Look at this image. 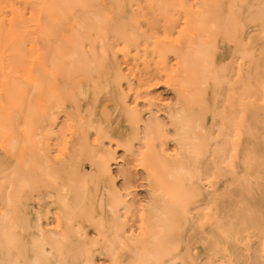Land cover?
<instances>
[{"label": "bare ground", "instance_id": "1", "mask_svg": "<svg viewBox=\"0 0 264 264\" xmlns=\"http://www.w3.org/2000/svg\"><path fill=\"white\" fill-rule=\"evenodd\" d=\"M245 2L262 0H0V159L9 167L0 175V264H95L97 256L110 264H264V17L241 11L236 38L225 36L228 10ZM143 7L167 17L161 36L141 29ZM171 9L182 14L180 29ZM171 28L180 37L168 36ZM191 41L197 54L204 46L194 75L187 64L171 69L167 55L185 58ZM119 56L142 65L137 101L156 75L183 81L178 110L168 114L174 152L160 125L152 135L129 109ZM214 69L219 123L208 90ZM11 72H22L28 88ZM116 108L127 115H111ZM212 142L222 156L205 170L199 160ZM115 148L135 154L150 191L135 233L127 226L135 210L113 183ZM219 184L246 201L229 227Z\"/></svg>", "mask_w": 264, "mask_h": 264}, {"label": "rangeland", "instance_id": "2", "mask_svg": "<svg viewBox=\"0 0 264 264\" xmlns=\"http://www.w3.org/2000/svg\"><path fill=\"white\" fill-rule=\"evenodd\" d=\"M189 2L192 3L191 0H189ZM263 7H264V0H262V2L259 5L255 4V3H252V2L241 3V8L240 9L237 8L238 11L237 10H231V9L228 10V12H227L228 14H226V19H228V20H226V25H225V36L228 39H231V40H234L236 38V34L232 30V27H234L235 23H237L240 20L239 13L241 11L242 12H244L245 10L248 11V12L250 11L251 13H253L254 17L259 15V14L264 17V8ZM143 9L144 10H141V11H144L145 15L143 16L144 20L142 19V21L140 22L141 29L145 30V33H147V34L150 33V32H153V33H155L157 35L160 34V36H161L163 27H165V25L167 24L166 23L167 17H166V20L163 19L165 17L162 16L161 11H159V10H156V12L154 14H152L151 10L146 9L144 7H143ZM174 10H175V12H178L176 9H174ZM174 10L171 9V11H169V12H171V13H169V15L171 14V16H174V17L176 16L175 18H176V20L177 19L178 20L175 21V23L173 25L176 26L175 28H178L179 26L177 27V25H180V26L182 25V19H181L182 14H181V12L180 13H175ZM261 11H263V13ZM159 13L161 15H159ZM179 15H180V17H179ZM227 15H230V16L227 17ZM148 16H150V17H148ZM231 16H232V18H231ZM155 17H156L157 20H155ZM179 18L181 19V21H179ZM145 19H147V20H145ZM160 20H163V21L161 22ZM147 21H148V23H147ZM146 23H147V25L149 27L147 25H145ZM154 28H156V29H154ZM160 28H161V30H159ZM178 29H180V28H178ZM170 30L172 32L169 31L168 36L171 35L174 32L172 34V36L176 38V36H178V34H179V32L175 34V31L177 29H174V28L172 29L171 28ZM183 30H184V28H183ZM180 33H181V31H180ZM172 36H170L171 37L170 38L171 41H172ZM179 37H180V34H179ZM173 40L175 41L174 38H173ZM191 43H193V42L191 41ZM191 43L189 44V48H191V49L190 50H189V48L187 49L189 54L187 52L186 57H187V55L188 56L190 55L189 57H187V59H190L189 61H190V63H193V65L190 64V63L188 64L187 61H185L187 63H185V65H184V61L183 60L186 59V57L184 58V56H182L184 54L182 53V55H181L182 58H179L180 52L177 51L179 54L176 55V56H178V57L175 56V54H176L175 52L173 53L174 55L172 53L167 55V63L169 62L171 64V65H169V63H168V66L169 67L171 66V69H174V68L176 69V67H178V66L182 67V69H183L184 67L189 65L187 67H191L192 74L194 75V73H195L194 68L199 63V60H200V59L198 60L199 56H202V54L204 53V52L202 53V51H201V49L204 46L203 47L201 46L200 51L197 54L195 52H198L197 50L199 48L195 49V44L194 43L191 44ZM176 44H177V42H176ZM191 51H194V54H192L193 52H191ZM200 53H202V54L200 55ZM192 55H193V57H192ZM173 56H175V57H173ZM195 58H196L197 61L195 60ZM176 59L177 60L180 59L179 61H182V62L178 61V63H177L175 61ZM131 60L132 59L123 60V58L119 56L120 66H121V68L123 70V73H124V76H125L121 86L123 88L125 99L129 103L128 107H129V109H136V111H137L136 114H138V116L141 119H143V123L145 122L147 124V128L150 131V133L152 132V135L154 133V136H156V133L153 130H157L158 128L161 129L162 132L167 133L168 137H167V141H166L165 147H166V149L168 148L167 152L172 153V150L174 152L177 147H176V144H175L176 143L175 137H174L175 135L172 132L173 126H172V124L169 121V115L175 114L177 112V110H178V103H177L178 100L176 98V93H177V90H179V87H180L178 85L180 84V82H181V85H183L182 84L183 81L180 80L179 84L177 83L176 85L173 86L172 84L167 83V81L165 80V77L163 78L161 74L156 75V78L154 80L156 82V83L154 82V84H156V85L153 84V85H151V87L147 91H143L141 93V95L138 94L137 96H141L140 99L142 98V100H143V97H144V100L142 101V100L138 99V101H137V98H139V97H135L136 94L134 96V94H132V93H134L135 91L138 92V82L140 81L139 80V74H141L143 72V68H141L142 65L140 64L139 60H135V61H133V60L131 61ZM218 60H219V55H218ZM175 64H177V65H175ZM218 67H219V63H218ZM126 70H128V71H126ZM218 72H219V68H218ZM11 73L12 74L15 73L14 75H12V74L11 75H12V77H17V81L19 82L20 86L22 85L21 86L22 88L23 87L25 89L28 88V84L26 83L27 81L24 78H23L24 80L21 78L23 76L22 72H19V75H18V72H17V74H16V72H11ZM20 73L22 75L21 77H19ZM131 73H132L133 77L131 76ZM181 75H183V72L180 73L179 79L183 78V77H181ZM208 75L209 76L213 75L212 76L213 77V83L210 84L209 87H211V88L208 89L209 90V96H210L209 98L212 101L211 116H213L215 121H217L219 123V81H218L219 80V77H218L219 73H215V69H214V71L210 70ZM160 76L162 77V79H159V80H162L163 82L162 81L160 82L158 80V78H161ZM126 82L128 83L129 86L127 85ZM127 89L129 90V92H128ZM142 94H146V96L151 95L150 96L151 98L150 97L146 98L145 95L142 97ZM152 95H154V96H152ZM132 97H134V98H132ZM135 98H136V100H135ZM155 98H156V100H155ZM79 100H80V102L84 101L81 97L79 98ZM133 100H135V101H133ZM175 106H176V108H175ZM149 111L153 115H151ZM110 114L113 115V116L121 115L120 117H123V116L127 115V110H121L120 108H116ZM154 114H155V116H154ZM152 116H154V117H152ZM215 117H218V118H215ZM153 119H154V122H153ZM147 121H149V122H147ZM63 123H64V120L62 119V117H60L59 120H58V126L61 127L60 130L62 131V133H64L66 131L63 135H67L68 131L66 129V125L64 126ZM151 125H153V126H151ZM161 126L163 127V129H162ZM61 138H62V136H58L56 138L53 137L52 139H50L51 146H52L51 150L53 151L52 152L53 156H56L54 152H56L55 149H56V147H58V146H56V143H53V142L58 141ZM185 141H187L188 145L191 146L190 145L191 140H189V139L187 140L186 139ZM213 143L214 142H212L211 145H210V148H212V149L208 148L207 154L205 156H203L202 159L199 160V166H201L205 170L206 169H212V168H214V167H216L217 165L220 164L219 157L222 156V153H219V144H215V143L213 144ZM53 144H55V145H53ZM23 145L24 144H22L20 146L25 147ZM138 146H139V144H135L134 150L135 149H137V150L141 149V143H140V148ZM169 149L170 150L172 149V150L170 151ZM115 151H116L115 160H113V162L111 163V166H110L112 174L114 176L113 183L116 186V188L122 193L124 198L126 199V203L130 207L128 211H130V209H131V213H132L135 210L134 214H130V212H129L130 216H129V214L127 216L128 217L127 218L128 219L127 226H129V229L132 230L133 233H135L136 230H134V229H136V225L138 223L137 222V215H138L137 213L139 211H141L142 209H145L146 206L148 205V203L150 202V191H149V187H148V184H147V180H146V177H145L144 170H143L142 167H140V165L138 166L137 161L135 160V154L133 152H132V154L131 153H126L125 154L124 152H122L121 149H117V148H115ZM56 154H57V152H56ZM190 154L193 156L192 152ZM134 162H136V163H134ZM217 167H219V166H217ZM0 169H2L1 172H0V175L3 174V173L7 174V172L9 171V167L6 166L5 160L2 159V158L0 159ZM202 181L204 182V180H202ZM33 187L34 186H31V188H33ZM245 187H246L245 188L246 189V194L249 195L248 192L249 193L251 192V185L247 184ZM204 189L207 191L208 194H210V192H209L210 188L208 186L205 185ZM35 190L37 191V189H35ZM234 190H235V188L233 186H231V185L225 186L224 184H219V200L221 201V205H222V215H223V223H224L223 225L225 227H229V225H233V223L238 220V218H239V216H238L239 206L241 204H244V203L246 204V201L243 202V200H240L237 197L236 198L234 197L235 196V194H233ZM126 191H127V193H126ZM129 192H130V194H129ZM133 219L136 220V221H134L136 223L132 222ZM47 220L49 222L47 227H51L53 225V222H54L53 221L54 220L53 217H49ZM131 224H133V226ZM127 226H126L127 233H130L131 231L128 229ZM131 227H133V229ZM128 230L130 232H128ZM90 234H92V235H90ZM87 235H88L89 238H94V234H93V232L90 229H89ZM262 247H263V250H264V243L262 244ZM215 262L218 263V261H215ZM219 262H220V257H219ZM95 264H110V263L108 262L106 257H104V256H99L98 257L97 256V257H95ZM203 264H208V263H206L204 261ZM213 264H215V263H213Z\"/></svg>", "mask_w": 264, "mask_h": 264}]
</instances>
